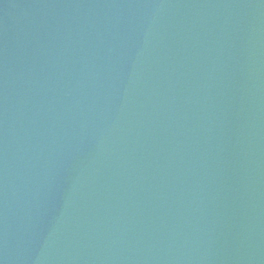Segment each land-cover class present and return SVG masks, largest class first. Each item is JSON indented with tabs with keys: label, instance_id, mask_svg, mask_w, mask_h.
Listing matches in <instances>:
<instances>
[{
	"label": "water",
	"instance_id": "1",
	"mask_svg": "<svg viewBox=\"0 0 264 264\" xmlns=\"http://www.w3.org/2000/svg\"><path fill=\"white\" fill-rule=\"evenodd\" d=\"M0 264H264V0H0Z\"/></svg>",
	"mask_w": 264,
	"mask_h": 264
}]
</instances>
